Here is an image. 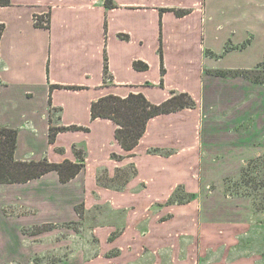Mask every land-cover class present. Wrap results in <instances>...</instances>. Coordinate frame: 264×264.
I'll use <instances>...</instances> for the list:
<instances>
[{
	"label": "crops",
	"instance_id": "1",
	"mask_svg": "<svg viewBox=\"0 0 264 264\" xmlns=\"http://www.w3.org/2000/svg\"><path fill=\"white\" fill-rule=\"evenodd\" d=\"M110 1L114 6L105 5V0H11L10 5L0 7V23L4 24L0 37V125L17 130L15 158L75 161L73 145L85 152L84 168L68 182H60L58 174L49 171L24 183H0L1 245L11 243V228L18 234L16 238L24 242L47 231L27 236L22 233L23 229L73 219L75 204L81 200L87 204L88 197L102 194L104 202L115 212L162 210L171 214L172 221H163L169 225L167 229L153 221L146 224L127 219L112 223L104 231L103 236L111 237L110 243L117 249L114 255L105 256L108 263L128 264L129 260L134 263L140 258V250L146 248L144 244L150 247L161 241L168 242L177 231L191 228L189 211L194 209L195 196L180 205L171 199L177 189L192 194L193 179L198 173L199 177L207 175L203 168L206 140L222 142L225 147L229 142L238 147L255 146V130L240 134L235 123L216 136L206 130L208 126L203 121L206 116L212 122L210 110H222L221 114L223 109L233 111V100L236 110L240 100L247 104L242 112L251 110L255 104L251 93L255 81L240 75L215 74L217 70L255 67L253 57L223 66L212 61L221 50L222 41L215 32L220 28L215 21L223 12L221 7L237 11L238 19L250 17L247 9L264 13V1L261 4L256 0ZM166 9H188L189 12L177 16ZM44 13H49V28L36 26L33 21L34 15ZM239 45L231 41L230 51L237 52ZM134 61L144 62L148 68L135 69ZM171 90L190 93L197 106L149 119L139 143L130 151L123 150L116 140L113 121L91 119V103L104 95L125 97L142 93L149 101L159 103ZM245 90L244 95L241 91ZM50 124L77 125L89 130L61 131L54 143H50ZM57 148H63V152ZM112 153L121 157L114 158ZM127 169H132L129 177H117V171L120 170L121 176V171ZM78 180L77 186L83 193L70 201L69 208H64L62 196L48 193L49 185L67 186ZM11 208L21 212L12 214ZM181 209L183 214L188 213H177ZM200 215L198 236L203 244L209 234L213 235V224L203 222ZM229 228L224 229L225 234L234 233L235 229ZM98 229L101 228L98 226ZM101 257L100 253L95 254L89 261ZM199 263L217 262L200 260Z\"/></svg>",
	"mask_w": 264,
	"mask_h": 264
},
{
	"label": "rangeland",
	"instance_id": "2",
	"mask_svg": "<svg viewBox=\"0 0 264 264\" xmlns=\"http://www.w3.org/2000/svg\"><path fill=\"white\" fill-rule=\"evenodd\" d=\"M256 1L261 4L264 0ZM222 10L223 12L219 16L217 15L218 18L215 21L220 25V28L215 32L221 36L222 41L219 43L221 50L216 53L212 61L217 66H223L253 57L255 58V67L252 69L258 67L257 72H253V75L257 78L256 81L262 80V83L256 82L254 91H251L255 97V104L251 110L242 112L247 104L241 100L238 102L239 109L236 110L234 108L235 100H233V111L230 108V112L228 109H223L224 112L221 114L222 110H210L208 114H212V122L211 117L206 119V116L202 121L203 124L205 122V126H208L206 130L210 133L213 131L216 136L218 132L235 123L240 134L247 130L252 133L255 130V146L238 147L237 144L229 142L225 147L222 142L206 140L203 168L207 175L200 176V178L198 173L193 179L192 194L177 189L176 195L171 199L180 205L187 203L195 196L194 209L189 211L192 215L191 228L177 231L174 236L169 238L168 242L161 241L150 247L144 244L146 248L140 250V254H138L140 258H137L134 263H132L133 260H129L128 264H200V260L203 262L213 260L217 262L216 264H240L243 262L247 264V261L253 260L255 264H264V209L256 210L254 204L255 201L258 206H264V163L259 162L260 159H258L264 154V13L247 9L250 17L248 19L239 17L238 19L237 11L221 7ZM231 41L232 44H240L237 52L230 51ZM241 92L245 95L247 90ZM236 111H239L240 114ZM227 118L232 119L229 122ZM253 150L255 152L251 159H254L253 161L258 159V161L255 164L256 169L250 171V176L253 178L248 184L250 186L245 187L240 182L241 171L250 159H247V155ZM131 171V169H127L122 173L127 172L129 177ZM123 174L122 177H124ZM103 176L104 173L101 177ZM78 184H80L79 180L67 186L54 183L49 185L51 187L48 193L50 196H62L65 201L64 208H69L70 201L77 200L82 196L83 192L80 186H77ZM236 191L237 193H235ZM240 192H248L250 195L243 196ZM89 198L93 201L90 202ZM81 202L73 206L75 210L73 219L57 224H34L32 227L23 229V234L31 236L35 235L31 231L33 227L51 225V228L45 230L47 232L44 234H38L29 240L26 238L24 242L16 238L18 234L11 228V243L0 244V263L109 264L106 257L117 252V249L110 243L112 238L108 236L106 239L103 236L109 225H114L112 223L117 221L130 219L132 222L137 219L140 223L146 224L153 221L156 225L159 224L160 227L167 229L169 226L167 223L172 221L169 220L171 214L163 213L162 210L142 213L112 211L109 208V203L104 202L102 194L88 197L87 204ZM15 211L21 212V209L11 208L12 214ZM30 211L32 212L31 209ZM185 212L188 213V211ZM69 213L71 212L69 211ZM177 213L186 214H183L182 209ZM201 213L202 215H200ZM199 215L203 222L213 224V226L210 224L213 235L209 234L210 237L203 244H200L198 236ZM165 220L169 222H163ZM215 222H219V225H216ZM98 226L101 228L100 230ZM228 226L235 229L234 233L225 234L224 229ZM95 227L99 234L94 230ZM99 253L102 255L99 260L89 261L93 255ZM219 257L222 260L219 261ZM111 262L114 263V261Z\"/></svg>",
	"mask_w": 264,
	"mask_h": 264
},
{
	"label": "trees",
	"instance_id": "3",
	"mask_svg": "<svg viewBox=\"0 0 264 264\" xmlns=\"http://www.w3.org/2000/svg\"><path fill=\"white\" fill-rule=\"evenodd\" d=\"M11 0H0V7L10 5ZM105 5L114 6L110 0H105ZM172 10L177 16H183L188 9H166ZM49 18V13H47ZM36 26H42L49 28V20L46 25L35 24ZM4 29V24L0 23V37ZM133 67L138 70H145L148 65L141 61H134ZM258 67L255 69L246 70H217L216 75H240L255 82L256 77L253 72H257ZM104 79L107 78V62L104 59L103 67ZM160 72L164 74L165 69L163 65L162 47H160ZM162 84V78L161 82ZM51 87H61V85H52ZM68 88H75L68 86ZM197 106V102L191 96L190 93L185 91L177 92L175 90L170 91V95L159 103H153L149 101L142 93H130L125 97H120L114 94L104 95L97 100L93 101L90 106L91 119L107 118L116 124L114 136L121 148L125 151L132 150L143 136L149 119L156 115L166 114L170 112L179 111L185 108L193 109ZM66 130H85L88 131V127L68 125V126H53L50 124L48 140L50 143H54L55 137L58 132ZM17 130L8 126L0 125V183H24L31 179L38 178L49 171H55L58 174L59 181L62 183L68 182L73 179L85 166V152L82 149H77L75 145L72 146L76 160L64 159L61 162L49 161L46 157L39 160H18L14 156L16 147ZM58 152H63V148H57ZM114 158H120V155L115 153L111 154ZM259 162L264 163V154L260 157ZM250 159L247 163L251 166H247L241 171L240 182L245 187L250 185L251 179L250 171L256 169V162L258 161ZM260 164V163H258ZM132 170V169H131ZM117 171V177H122ZM124 172L123 176L128 177V173ZM230 188V187H229ZM237 193V191L235 192ZM241 195H250L248 192H240ZM176 195V194H174ZM173 195V196H174ZM254 204L257 210L264 209V206H258L255 201ZM80 214V213H79ZM66 224V223H65ZM51 228V225H42L32 228V233L36 234L41 231H45Z\"/></svg>",
	"mask_w": 264,
	"mask_h": 264
},
{
	"label": "built area",
	"instance_id": "4",
	"mask_svg": "<svg viewBox=\"0 0 264 264\" xmlns=\"http://www.w3.org/2000/svg\"><path fill=\"white\" fill-rule=\"evenodd\" d=\"M33 21L35 24L46 25L48 22L47 13L34 15Z\"/></svg>",
	"mask_w": 264,
	"mask_h": 264
}]
</instances>
